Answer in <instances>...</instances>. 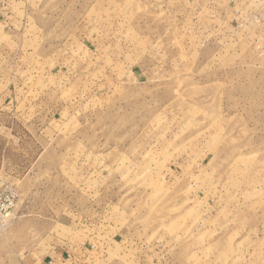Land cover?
Listing matches in <instances>:
<instances>
[{
    "label": "rangeland",
    "instance_id": "1",
    "mask_svg": "<svg viewBox=\"0 0 264 264\" xmlns=\"http://www.w3.org/2000/svg\"><path fill=\"white\" fill-rule=\"evenodd\" d=\"M9 192L4 264H264V0H0Z\"/></svg>",
    "mask_w": 264,
    "mask_h": 264
},
{
    "label": "crops",
    "instance_id": "2",
    "mask_svg": "<svg viewBox=\"0 0 264 264\" xmlns=\"http://www.w3.org/2000/svg\"><path fill=\"white\" fill-rule=\"evenodd\" d=\"M70 258L71 257L69 255H67L65 258L62 250H60V251L57 250L55 253H53L49 256H45L43 258L30 261V263H28V264H71L72 260ZM0 264H4V263L0 262ZM18 264H25V263L21 262Z\"/></svg>",
    "mask_w": 264,
    "mask_h": 264
},
{
    "label": "built area",
    "instance_id": "3",
    "mask_svg": "<svg viewBox=\"0 0 264 264\" xmlns=\"http://www.w3.org/2000/svg\"><path fill=\"white\" fill-rule=\"evenodd\" d=\"M15 201L16 194L14 192H9L3 198H0V223L6 218Z\"/></svg>",
    "mask_w": 264,
    "mask_h": 264
}]
</instances>
